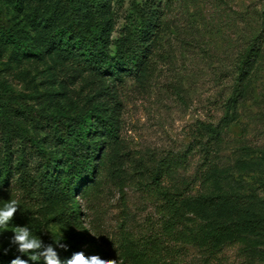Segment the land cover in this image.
Listing matches in <instances>:
<instances>
[{
  "label": "rangeland",
  "instance_id": "rangeland-1",
  "mask_svg": "<svg viewBox=\"0 0 264 264\" xmlns=\"http://www.w3.org/2000/svg\"><path fill=\"white\" fill-rule=\"evenodd\" d=\"M93 1L110 55L141 11H160L138 75H104L80 45L67 46L83 36L72 5ZM0 19L28 45L0 30V205L15 197L23 210L0 237L5 247L31 218L46 243L64 236L62 264L99 248L109 264H264V225L213 246L215 218L182 202L224 192L264 210V0H0ZM256 37L258 63L231 104L239 55ZM93 109L117 121L118 136L98 137L93 182L69 194L64 141L73 128L51 117ZM227 113V126L213 129ZM210 166L215 183L205 188Z\"/></svg>",
  "mask_w": 264,
  "mask_h": 264
},
{
  "label": "trees",
  "instance_id": "trees-1",
  "mask_svg": "<svg viewBox=\"0 0 264 264\" xmlns=\"http://www.w3.org/2000/svg\"><path fill=\"white\" fill-rule=\"evenodd\" d=\"M73 12L69 16L72 23H77L81 27L82 37H78L76 41H67L69 48H76L80 45L85 52L87 61L90 63H99V69L104 75H113L122 78L124 74L132 76L138 75L144 64L147 63V52H151L153 39L149 36L155 35L158 27L161 25L159 18L160 11L157 8L149 6L143 10L134 19L135 26L132 27L131 38L122 40V44H118L117 51L114 55L105 52L102 44L103 40V23H100L96 15L101 9V5L97 1H93L91 7H85L74 3ZM140 22V23H139ZM0 30L9 42L15 45H28L18 37L11 28L1 24ZM149 38V39H148ZM53 44L56 36H52ZM128 39V40H126ZM22 47V46H21ZM261 54V43L259 38L256 39L243 51L238 58V83L234 88L233 94L229 98L231 104L237 103V96L242 94L241 87H244L248 81L250 74L258 63ZM142 61V62H141ZM22 106V105H21ZM93 112V113H92ZM92 115L98 120L93 122L88 117ZM229 113L224 117L222 123L213 129H224L229 120ZM57 127H72V138L66 139L64 142L68 151V167L66 175L68 176V192L74 193L87 183L93 182L95 178L96 159L100 155V151L105 143L103 137L99 136L107 134L109 137L118 136L117 121H114L109 115H101L98 109L90 110L82 114L80 117H72L68 112L62 110L58 115L52 116ZM79 123L76 124L75 120ZM210 129V128H209ZM64 130V129H63ZM32 142L35 143L33 140ZM37 146V145H36ZM38 147V146H37ZM203 178V185L209 188L215 183L216 168L210 166ZM185 206H188L198 212L204 218H215L209 226V232L206 235L211 245H219L227 240L238 238L240 235L250 231L251 229L264 225V210L258 208L254 201H244L241 197L229 195L224 192L200 195L190 199L182 200ZM74 215H78V211L74 210ZM104 249H97L94 255H102ZM2 261L8 262L11 256H3Z\"/></svg>",
  "mask_w": 264,
  "mask_h": 264
},
{
  "label": "clouds",
  "instance_id": "clouds-1",
  "mask_svg": "<svg viewBox=\"0 0 264 264\" xmlns=\"http://www.w3.org/2000/svg\"><path fill=\"white\" fill-rule=\"evenodd\" d=\"M18 210L23 211L15 197L9 198L0 205V237H3L4 231ZM29 224H31V218L27 224L14 228L8 237L7 247L0 242V254L7 256L9 252L14 251V258L10 260L9 264H62L58 250H69V245L62 242L65 240L64 236H52V242L46 243L41 234L48 231L41 229L40 234L37 235L35 230L28 226ZM109 261L99 255L86 257L81 251L73 252L64 264H109Z\"/></svg>",
  "mask_w": 264,
  "mask_h": 264
}]
</instances>
